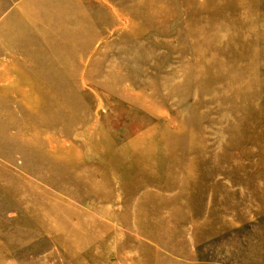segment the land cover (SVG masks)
<instances>
[{
	"label": "rangeland",
	"instance_id": "obj_1",
	"mask_svg": "<svg viewBox=\"0 0 264 264\" xmlns=\"http://www.w3.org/2000/svg\"><path fill=\"white\" fill-rule=\"evenodd\" d=\"M142 1L0 0V264H264V0Z\"/></svg>",
	"mask_w": 264,
	"mask_h": 264
},
{
	"label": "bare ground",
	"instance_id": "obj_2",
	"mask_svg": "<svg viewBox=\"0 0 264 264\" xmlns=\"http://www.w3.org/2000/svg\"><path fill=\"white\" fill-rule=\"evenodd\" d=\"M134 1V0H133ZM211 2H214L215 1V4H216V1L217 0H210ZM61 2V1H60ZM60 2H58V4H62V3H60ZM194 2H197V0H190V2L189 3H194ZM135 3V2H134ZM224 3V4H223ZM225 3L226 2H221V5L222 6H225V7H228V4H226L225 5ZM142 4H143V6L145 7V8H147L148 9V11H149V14L150 15H154V16H150V15H147V16H149V17H152V18H154V20H153V22H155L156 20L155 19H157V18H167V17H165L168 13L167 12H165V13H163V12H160L159 10H156L155 11V8H153L154 6H153V4H154V0H143L142 1ZM152 10H154V11H152ZM259 36H260V33H259ZM30 40V39H29ZM34 39H31L30 40V42H32ZM257 46L258 45H252V47L253 48H257ZM261 51H262V49H261ZM261 51H259V54L261 53ZM256 53L257 54H253V55H255V56H257L258 57V52L256 51ZM254 56V57H255ZM252 88V87H251ZM238 94H239V92H238ZM244 94V93H243ZM242 96V95H241ZM239 97V96H238ZM164 140V139H163ZM169 141V140H168ZM167 141V142H168ZM133 143V142H132ZM170 144V143H169ZM168 144V145H169ZM130 145V144H129ZM136 145H137V143H136ZM135 145V146H136ZM140 146V145H139ZM141 147V146H140ZM146 147V146H145ZM132 148V147H131ZM139 150V149H138ZM148 152V151H147ZM146 156H148V158L150 157V155L149 154H147Z\"/></svg>",
	"mask_w": 264,
	"mask_h": 264
}]
</instances>
